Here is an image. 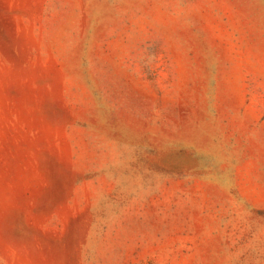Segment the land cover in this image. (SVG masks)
Returning <instances> with one entry per match:
<instances>
[{
	"label": "rangeland",
	"instance_id": "obj_1",
	"mask_svg": "<svg viewBox=\"0 0 264 264\" xmlns=\"http://www.w3.org/2000/svg\"><path fill=\"white\" fill-rule=\"evenodd\" d=\"M0 264H264V0H0Z\"/></svg>",
	"mask_w": 264,
	"mask_h": 264
}]
</instances>
